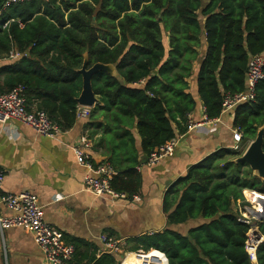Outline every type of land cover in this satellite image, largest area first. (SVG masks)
Masks as SVG:
<instances>
[{"label":"trees","instance_id":"16d2710c","mask_svg":"<svg viewBox=\"0 0 264 264\" xmlns=\"http://www.w3.org/2000/svg\"><path fill=\"white\" fill-rule=\"evenodd\" d=\"M5 2L0 0V61L10 62L0 67L1 91L23 85L29 103L36 100L69 130L78 120L85 54L89 69L116 64L121 78L106 70L92 76L101 104L92 108L90 126L97 131L101 115L107 130L136 125L146 160L177 136L175 125L180 133L188 130V115L199 105L190 92L197 64L200 101L207 117L218 119L226 94L246 90L250 58L264 53V0H27L3 7ZM11 51L18 56L11 58ZM255 92L254 101L234 109L240 148L221 149L191 166L165 195L170 224L204 222L185 234L165 229L138 238L130 249L133 264H167L157 250L169 264H255L247 249L251 225L233 208L240 200L250 205L246 189L264 194V179L236 161L264 126V80ZM108 148L112 162L129 164L115 168L112 186L131 197L140 194L138 153ZM257 225L264 234V221ZM151 249L157 250L147 259L134 253ZM94 264L121 263L109 252ZM256 264H264V242Z\"/></svg>","mask_w":264,"mask_h":264},{"label":"crops","instance_id":"0c3cea01","mask_svg":"<svg viewBox=\"0 0 264 264\" xmlns=\"http://www.w3.org/2000/svg\"><path fill=\"white\" fill-rule=\"evenodd\" d=\"M85 56L88 57V53ZM9 62L1 60L0 67ZM112 65L114 76L121 78L117 65ZM197 65L190 79V92L199 103L195 111L188 115L189 122L193 123L201 122L204 117V105L198 95L200 65ZM96 96L98 104H101L99 96ZM37 103L33 100L28 106L38 108ZM233 119L234 110H229L202 128L187 130L185 133H180L175 125L177 137H180L175 154L152 166L145 162L147 155L143 152L142 139L136 125L132 128L123 125L107 130L109 122L103 115L97 131L90 126L94 121L88 117L78 119L71 129L61 130L56 137L38 134L21 123L14 122L11 126L0 123V172L4 173L0 186V212L4 215L12 213L3 204V195L31 191L38 196L46 220L61 230L65 242L75 246L70 264H94L96 258L109 253L101 239L107 234L125 241L123 252L116 253L120 257V263L133 264L130 259L133 251L130 249L138 246V238L165 229L185 234L204 222L203 218H199L183 224H170L164 209L165 195L178 179L188 173L191 166L221 149H235L237 143L234 139ZM90 130L94 131L93 135L89 133ZM84 135H89L92 141L88 154L95 162L109 161L116 169L129 165L121 159L111 161L109 144L120 152L138 153L140 163L137 169L142 175L141 193L138 194L140 200H134L131 196L119 200L109 196L98 197L84 188L86 169L78 162L73 149L80 144ZM123 157L120 153V158ZM238 202L233 204L235 211ZM250 206L255 209L261 207L257 202ZM249 242L248 251L258 249L264 242V234L259 227L251 232ZM0 264L46 262L33 234L18 226L0 231Z\"/></svg>","mask_w":264,"mask_h":264},{"label":"built area","instance_id":"2783aa9c","mask_svg":"<svg viewBox=\"0 0 264 264\" xmlns=\"http://www.w3.org/2000/svg\"><path fill=\"white\" fill-rule=\"evenodd\" d=\"M27 0H6L3 7H6L12 2H23ZM0 11V15H1ZM10 24V20L3 23L6 28ZM18 53L11 51L10 57L16 58ZM264 80V53L254 55L250 58L247 72V88L245 91L236 94H226L223 102V112L234 110L238 105L246 102H252L256 98L255 88L259 81ZM1 85V82H0ZM26 88L23 85H18L12 90L1 91L0 88V123L3 125L11 126L14 122L21 123L31 127L35 132L41 135L56 137L61 128L51 119L50 115L38 108H29ZM93 107L79 105L77 109V118L86 119L90 116ZM219 119V118H218ZM217 119H209L204 107V117L201 122H189L188 130L195 128H202L208 122H213ZM243 138L241 129L236 128L234 132V139L236 141L235 149H239ZM180 143V137H173L163 145L156 148L146 160L147 165H155L163 158L173 156ZM92 147V141L89 135H84L80 144L74 146V151L77 154L78 162L85 167V174L83 177V186L86 190L92 192L98 197L109 196L114 200L126 199L129 196L125 192L117 191L112 182L116 175L117 170L109 161L95 162L89 157L88 150ZM4 180V173L0 172V186ZM256 191L246 189L244 195L246 201L255 204L257 201L251 198L252 194ZM134 200H140V195L132 196ZM2 202L12 212L10 215H4L0 212V231L4 232L10 227H23L29 230L35 242L40 246L46 264H70V260L75 253V246L65 242L63 234L59 228L50 224L45 218V212L39 202V198L31 191H23L20 193H10L2 196ZM254 202V203H253ZM238 202V210L240 212L239 219L251 225V231L248 234L247 244H250L251 232L258 228L257 223L260 220L249 214L247 207ZM261 207L256 210L263 211ZM108 251L113 253H121L124 250L125 241L116 238L115 236L103 235L101 238ZM153 250H138L134 253L147 259L150 257ZM162 257L166 258L167 264L169 259L166 254L160 250ZM253 261H257V249L253 248L250 251Z\"/></svg>","mask_w":264,"mask_h":264},{"label":"water","instance_id":"95a60500","mask_svg":"<svg viewBox=\"0 0 264 264\" xmlns=\"http://www.w3.org/2000/svg\"><path fill=\"white\" fill-rule=\"evenodd\" d=\"M87 62L88 57L85 56L84 65L80 70L83 74V89L77 101L80 105L94 108L98 104V99L93 89L92 76L99 70H106L114 75V66L112 64L97 63L89 69L87 68ZM236 161L247 163L256 176L264 179V126L260 128L257 137ZM256 201L264 208V194H258ZM247 210L250 215L259 218L260 220L264 219V210L259 211L251 206H248Z\"/></svg>","mask_w":264,"mask_h":264},{"label":"bare ground","instance_id":"6f19581e","mask_svg":"<svg viewBox=\"0 0 264 264\" xmlns=\"http://www.w3.org/2000/svg\"><path fill=\"white\" fill-rule=\"evenodd\" d=\"M257 194L256 193H254V194H252V196H251V198L255 201L256 200V198H257Z\"/></svg>","mask_w":264,"mask_h":264},{"label":"clouds","instance_id":"9594fccd","mask_svg":"<svg viewBox=\"0 0 264 264\" xmlns=\"http://www.w3.org/2000/svg\"><path fill=\"white\" fill-rule=\"evenodd\" d=\"M257 192V191H256ZM259 193V192H258ZM261 194H263V193H261Z\"/></svg>","mask_w":264,"mask_h":264},{"label":"rangeland","instance_id":"374dc122","mask_svg":"<svg viewBox=\"0 0 264 264\" xmlns=\"http://www.w3.org/2000/svg\"><path fill=\"white\" fill-rule=\"evenodd\" d=\"M239 145H240V143H239Z\"/></svg>","mask_w":264,"mask_h":264}]
</instances>
